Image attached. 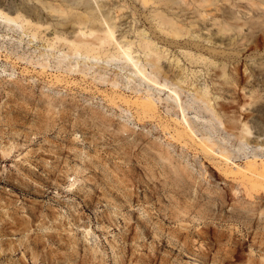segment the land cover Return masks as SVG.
Returning <instances> with one entry per match:
<instances>
[{
	"label": "rangeland",
	"instance_id": "rangeland-1",
	"mask_svg": "<svg viewBox=\"0 0 264 264\" xmlns=\"http://www.w3.org/2000/svg\"><path fill=\"white\" fill-rule=\"evenodd\" d=\"M103 1L90 0L92 13L116 22L124 15L115 35L131 28L132 39L137 30L155 29L150 18L155 8L184 2L116 0L107 10L100 6ZM192 3L212 9L219 19L230 15L231 29L223 38L233 43L215 50L221 58L216 63L224 69L190 65L182 52L170 55L179 59L187 80H195L181 97L186 118L198 130L184 140L171 137L179 129L174 119L181 116L177 107L158 99V93L166 96L164 91L151 94L158 106L152 117L138 120L132 104L128 109L123 99L134 100L136 94L121 86L119 95L108 82L116 73L125 81L120 62L69 69L67 60L39 56L48 51L50 30L32 41L29 35L18 40L22 29L9 31L0 19V43L5 45L0 49V264H247L250 258L264 264V250L247 240L240 221L220 220L231 206L254 212L237 166L264 160V0H193L190 9ZM79 10L61 12L56 29L82 19ZM0 11L22 19L28 11L44 19L31 1L0 0ZM195 19L189 14L186 22ZM57 45L67 47L64 41ZM194 87L207 92L210 109L190 95ZM218 101L228 110L229 117L221 113L224 123L212 115ZM207 127L233 150L227 163L201 151L199 138ZM133 140L130 162L122 147ZM157 148L178 165L183 182L170 173ZM204 222L226 233L222 240H211L209 248V235L201 242L190 234L187 245L184 235L175 236ZM180 224L189 226L183 230ZM263 227L264 219L254 231ZM233 232L245 234L246 241L230 259Z\"/></svg>",
	"mask_w": 264,
	"mask_h": 264
},
{
	"label": "bare ground",
	"instance_id": "bare-ground-1",
	"mask_svg": "<svg viewBox=\"0 0 264 264\" xmlns=\"http://www.w3.org/2000/svg\"><path fill=\"white\" fill-rule=\"evenodd\" d=\"M24 1L33 2L37 6L40 14L43 11L44 19L43 17L40 18L38 13L30 14L28 11H26L25 18L23 19L18 13L14 16H10L0 11V19L3 20L5 29L9 31L16 28L22 29V33L17 38L18 40L22 39L23 35H29V41H32V39H37L44 31L50 30V34H53V37L46 38L47 44L45 47L48 48V51L40 52L39 56H42L44 59L53 57L59 63L63 60H67L69 69L79 64L91 67L97 63L106 66L115 61L120 62L117 67L120 70L126 71L125 81L120 80L118 73H116L108 82L112 88L119 89V95L123 94V92L120 91L121 86L130 88V92L136 94V99L130 100L125 97L123 101L126 103L128 109H130V104L133 105L138 120L154 115L156 107L158 108V106L154 102V98L151 94L156 90L159 92L164 91L166 96L164 98L159 97L158 93V99L161 100V102L165 101L171 106L177 107L181 116V118L178 117L174 119L179 129H174V135L171 134V137L177 140H184L186 136H190L191 138L196 136V131L198 130L197 125L194 121H189L186 118V107L183 105V99L181 97L183 92L189 91L187 89L190 88V84H193L195 80H187V76L184 74V68L180 64L179 59L175 58L172 60L170 59V55H174V52H182L190 65L204 64L213 66V69H224V64L222 62L216 63V61L221 60V58L218 55L219 53L215 52V50L233 43L230 38H223L224 33L231 29V24L227 20V18H231L230 15L225 16L223 14V18L219 19L212 12V9H205L193 3L190 9L189 5L193 0H190V2L189 0H184L183 6H176L171 9L162 8L163 10L155 8L153 12H150L151 20L155 21V29H151L149 32L137 30L134 39H132L131 36L129 37V33L132 32L131 28L124 31L120 30L119 37L115 35V32L119 31L120 25L125 23L124 15L118 17V19L123 18L118 22H116L114 18V21H110L106 17H98L96 14L92 13L93 8L90 5V0ZM116 4V0H105L100 6L107 10H111ZM69 8H75L76 10L80 9L79 15H82L83 18H79L65 30H57L56 24H59L61 12L67 11ZM214 10L216 11L218 9L215 8ZM189 14H192V17H196V19L187 23L186 19ZM31 16L35 21L30 19ZM209 25L215 26V29L213 30L211 27H208ZM60 41H64L67 44L66 49L57 45ZM2 47H5L3 42L0 43V49ZM191 72L194 75L196 74L194 70ZM131 82L132 84L130 86ZM184 82H187V84H183ZM192 90L190 95L193 99L203 103V108L205 110L210 109L211 98L207 92L197 87H194ZM114 92L117 93L116 90ZM114 98L115 96H111L109 100L113 101ZM167 105L168 104H166V106ZM217 105L218 108L214 112L212 111V115L216 117L220 123H224V121H222V116L229 117L227 115V107L223 102L219 101ZM208 121H211V118H209ZM224 127L227 131L231 129L227 126ZM257 134L262 135L263 133L258 131ZM239 137L242 136L240 135ZM133 146H135L134 140L122 147L124 153L130 154V157H127L130 162L134 161L133 155L135 154L132 152ZM199 146L204 153H215L220 157V160L226 163L235 155L233 150L225 147L222 142L213 135L209 127L203 129L202 136L199 138ZM236 148L238 149L239 147L236 146ZM157 149L158 150H155L159 158L168 161L170 173L172 175L174 174L178 181L183 182L184 177L178 165L170 159L165 151L160 148ZM245 163L244 169L237 166V172L242 175L241 184L244 186V190L248 197L246 202L251 204L254 208V212L248 213L247 211L240 210L241 208L238 209L237 206H231L230 212H228L229 215L224 214L220 216V220L225 221L227 217L239 220V223L242 225V230H246L247 240L251 242L253 247L264 250V227L263 231L259 229L254 231L255 225L257 226L259 221L264 219V160L261 164L257 163L255 159L248 160V162ZM252 176L256 178L252 179ZM144 182H147V180H144ZM221 201L224 202L222 198ZM242 204L243 203H239V205ZM190 207L191 204L188 205L185 214L190 210ZM205 216L206 215H202L201 217L204 218ZM208 218H210V216ZM187 226L189 225L180 224L183 230L188 228ZM190 234L197 236L201 242L209 235V242L206 244L204 242L206 247L209 248L211 245L208 244H211V240H222L223 235L226 233L223 230H217L210 223L204 222L203 227L197 228L193 232H190L188 229L185 234L177 232L175 236L179 239L184 235V243L186 244V237ZM244 235L245 234H243V237H240L233 232L232 239H234V244L229 249L230 256L228 257L230 259L236 258L240 241H246ZM224 253L226 255V252ZM260 256V262L262 263V261H264V255L260 254ZM230 264H232V261ZM247 264H255V261L250 258Z\"/></svg>",
	"mask_w": 264,
	"mask_h": 264
}]
</instances>
